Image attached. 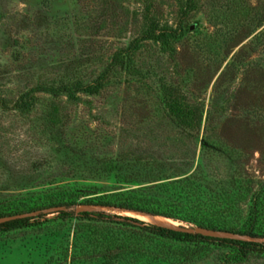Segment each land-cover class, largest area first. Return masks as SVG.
<instances>
[{
	"label": "rangeland",
	"instance_id": "rangeland-1",
	"mask_svg": "<svg viewBox=\"0 0 264 264\" xmlns=\"http://www.w3.org/2000/svg\"><path fill=\"white\" fill-rule=\"evenodd\" d=\"M176 3L0 0V96L30 102L0 105V210L33 216L0 232V264H264L103 205L158 206L182 218L165 227L241 239L197 222L227 228L256 211L264 235V0H198L172 51L145 41L111 65L141 34L135 14L150 4L174 25ZM62 85L71 95L50 89ZM168 89L196 126L170 114Z\"/></svg>",
	"mask_w": 264,
	"mask_h": 264
},
{
	"label": "trees",
	"instance_id": "trees-1",
	"mask_svg": "<svg viewBox=\"0 0 264 264\" xmlns=\"http://www.w3.org/2000/svg\"><path fill=\"white\" fill-rule=\"evenodd\" d=\"M198 0H177L176 10L178 19L174 25H169L166 22L162 23L161 19L158 17V13L153 12L152 5L145 6L144 11L140 14H135V17L140 16L141 24V34L135 37L127 46L126 49H121L114 52L111 56L112 64H123L128 61L129 56H125V53L129 50H134L140 47L145 41H152L158 44L160 50L172 51L175 44L181 39L184 32L187 30L186 20L190 16V13L196 7ZM53 93H59L60 91L66 92L71 95V88L66 85L59 86V88H50ZM91 89L95 90V86ZM27 94H21L17 100L14 101L12 105L9 101L0 96V105L2 108H18L20 110L28 109L30 102L26 99ZM166 104L170 114L181 124L187 127L196 126L199 123V113L196 108L192 107L190 104L186 103L184 99L175 91L168 89L165 94ZM260 197V193L256 194L255 202L256 205ZM73 203H57L54 206H65L69 207ZM103 205L116 206L125 209H131L141 212H146L155 215H161L174 219H182L181 217L174 214L171 210H161L160 207L157 208H147L144 206L134 205L130 202H123L119 204H114L111 202L103 203ZM256 212V211H255ZM254 211L251 212L248 221L242 225L232 224L231 227L225 228L221 223L211 221L210 219L204 220L205 222H197L202 228L214 231H226L232 234H237L239 236H248L251 239H241L233 237H221L203 234L201 232H189L178 230L170 227H165L156 224H144V228L149 232L173 239L181 242H199V241H212L218 244L224 245L229 249L228 255L230 258L236 261L246 260L252 253L264 252V242H258L252 238L264 237L256 230L257 222L256 214ZM18 212H6L0 210V232L11 231L19 228H24L31 225V219L33 216H21ZM84 214H89L85 211ZM98 215H102L98 213ZM125 219H131L133 221H139L135 218L124 217ZM264 234V233H263Z\"/></svg>",
	"mask_w": 264,
	"mask_h": 264
},
{
	"label": "bare ground",
	"instance_id": "bare-ground-1",
	"mask_svg": "<svg viewBox=\"0 0 264 264\" xmlns=\"http://www.w3.org/2000/svg\"><path fill=\"white\" fill-rule=\"evenodd\" d=\"M121 213L124 215L133 216L143 221L156 224V225H161V226H173L177 223V221L169 217L150 214V213L141 212V211H135L131 209H123L121 210Z\"/></svg>",
	"mask_w": 264,
	"mask_h": 264
}]
</instances>
